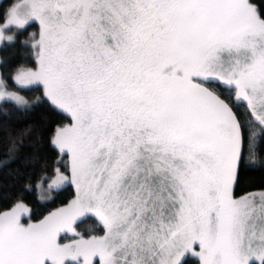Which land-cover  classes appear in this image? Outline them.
I'll return each instance as SVG.
<instances>
[{
    "label": "snow or ice",
    "instance_id": "6c2138e0",
    "mask_svg": "<svg viewBox=\"0 0 264 264\" xmlns=\"http://www.w3.org/2000/svg\"><path fill=\"white\" fill-rule=\"evenodd\" d=\"M2 15L0 48L26 35L34 61L12 81L42 97L0 74V117L63 114L48 188L74 196L35 222L22 199L0 211V264H264V191L234 195L264 172V0H12ZM6 142L0 167L40 146L39 125Z\"/></svg>",
    "mask_w": 264,
    "mask_h": 264
},
{
    "label": "trees",
    "instance_id": "16d2710c",
    "mask_svg": "<svg viewBox=\"0 0 264 264\" xmlns=\"http://www.w3.org/2000/svg\"><path fill=\"white\" fill-rule=\"evenodd\" d=\"M12 0H1L0 2V24L4 23L3 12L11 4ZM36 28H30L29 31H35ZM26 39V35L17 37V45L14 47L0 48V74L7 81V85L11 90H16L24 95L30 101L35 100L36 97H42V90L37 91L34 89L20 90L12 81L14 70L23 64L25 67H33L34 61L27 58V50L19 45V41ZM4 122L3 132H0V163L8 159L6 155V136L7 130H16L23 128L29 124L39 125V136L42 141L38 148L25 146L21 148L18 159L13 160L9 164L0 167V211L8 210L17 199H22L31 209V216L33 221H37L46 215L48 211L60 207L69 202L74 196V189L67 186L65 190L54 192L53 201L42 202L39 199L38 189L35 187L37 182L41 179L42 175L46 174L47 179L55 174L54 169L59 167L61 172L64 171L63 161L58 164L60 159L58 151L55 150L49 143L55 127L61 123H67L63 118V114L58 111L52 110L45 101L37 105L27 115H20L13 113L11 119L0 117ZM35 139V138H33ZM35 157L34 162H26V158ZM19 170L21 175L13 179L16 171ZM46 179V180H47ZM30 183L33 185L31 191H26L25 184ZM256 190H264V172L249 171L242 172L238 186L234 190L236 197L245 195L249 192ZM90 226L89 221L81 224V230L85 231Z\"/></svg>",
    "mask_w": 264,
    "mask_h": 264
},
{
    "label": "rangeland",
    "instance_id": "374dc122",
    "mask_svg": "<svg viewBox=\"0 0 264 264\" xmlns=\"http://www.w3.org/2000/svg\"><path fill=\"white\" fill-rule=\"evenodd\" d=\"M1 2V0H0ZM38 28V26H37ZM21 94V93H19ZM55 179V174L48 178L47 180H45L41 186L38 189V195H39V199L41 196H45V197H48V196H53L54 192H55V188H53L52 190H49L48 188V185L51 183V181ZM259 191H264V190H256V191H252V192H249V193H253V192H259ZM240 197V196H239ZM26 219V218H25ZM23 222V221H22ZM35 222V221H34Z\"/></svg>",
    "mask_w": 264,
    "mask_h": 264
}]
</instances>
